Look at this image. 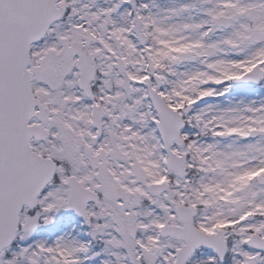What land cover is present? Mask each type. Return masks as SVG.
Listing matches in <instances>:
<instances>
[{
  "label": "snow or ice",
  "instance_id": "6c2138e0",
  "mask_svg": "<svg viewBox=\"0 0 264 264\" xmlns=\"http://www.w3.org/2000/svg\"><path fill=\"white\" fill-rule=\"evenodd\" d=\"M0 264H264V0H0Z\"/></svg>",
  "mask_w": 264,
  "mask_h": 264
}]
</instances>
